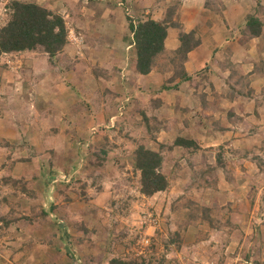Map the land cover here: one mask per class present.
<instances>
[{"label":"rangeland","instance_id":"374dc122","mask_svg":"<svg viewBox=\"0 0 264 264\" xmlns=\"http://www.w3.org/2000/svg\"><path fill=\"white\" fill-rule=\"evenodd\" d=\"M13 1L0 0V30ZM18 1L63 16L68 41L54 58L0 52V264H264V0H219L192 75L172 41L142 85L124 70L130 22L154 0ZM111 18L123 40L106 37ZM142 146L163 156L168 186L153 195Z\"/></svg>","mask_w":264,"mask_h":264},{"label":"trees","instance_id":"16d2710c","mask_svg":"<svg viewBox=\"0 0 264 264\" xmlns=\"http://www.w3.org/2000/svg\"><path fill=\"white\" fill-rule=\"evenodd\" d=\"M178 4V3H177ZM170 14L162 15L160 20L151 17L139 20L137 24L130 22L133 33L128 40L134 43L136 50V69L140 74H149L155 65L156 57L166 49L168 26H179L177 22H169ZM130 18V17H129ZM247 24L250 30L259 35L260 31L254 29V25L261 23L259 20L248 16ZM180 50L185 54L186 62L188 53L200 45V39L194 37V32L180 31ZM68 28L65 19L58 13L40 4L33 2L13 1L11 6V18L0 30V52H14L34 50L43 47L54 58L67 44ZM185 74V73H184ZM185 78L189 76L185 74ZM186 79V80H187ZM164 86L163 88H167ZM192 140L178 137L175 145L192 146ZM163 156L160 152L146 149L143 146L137 150L136 166L142 174V191L147 195L163 191L168 186V180L161 171ZM113 263L130 264L129 262L113 259Z\"/></svg>","mask_w":264,"mask_h":264},{"label":"crops","instance_id":"0c3cea01","mask_svg":"<svg viewBox=\"0 0 264 264\" xmlns=\"http://www.w3.org/2000/svg\"><path fill=\"white\" fill-rule=\"evenodd\" d=\"M155 1V6H156V10L152 7H150L147 12L149 13L150 10H153V13H152V18L153 19H156V20H160L163 12H164V7H165V2L167 1H170V0H154ZM178 2V9H177V17H178V20L176 21L177 23H183L185 24L186 22V17L182 14V12H186V11H191V9L193 10L194 12V18H193V27H186L184 29L185 32H188V33H191V32H194V36L197 37V39H201L203 40L204 37L206 36L205 33H197V30L198 29V25L200 24V20H204V18H208V15H211L213 14V16L217 17L218 15L221 16L219 14V12L215 9V7L221 5V2H219V0H202V4L200 6H197L196 7H192L190 8V6H188L187 4H189L191 2V0H177ZM194 1V0H193ZM217 3V4H215ZM163 5V6H162ZM187 6V7H186ZM187 8V9H186ZM215 9V10H214ZM220 9L222 10L223 12V16L225 15V13H229L231 11V6L227 5H223V6H220ZM226 10V11H225ZM146 11V10H145ZM225 11V12H224ZM154 14V15H153ZM155 14H157L158 17L155 16ZM222 17V16H221ZM177 19V18H176ZM206 23H208L209 25L212 24L211 20L210 19H206ZM214 20V19H213ZM170 22V21H169ZM107 24H109L111 26V29L114 30V32L116 31L117 29V32L115 33V35H112L110 34L111 36H107V38H110L111 41L115 42V40H117L116 42H118V39H116L117 37L119 38H122V40L124 39V32L125 30L123 31V33L121 35H119V30H118V22L117 21H114L112 20V18L105 22ZM222 23V19L220 21L216 20V25L218 26H223V24H220ZM226 24V23H225ZM228 26H229V23H228ZM183 28V27H182ZM191 28V29H190ZM230 28V27H229ZM120 29V27H119ZM195 30V31H193ZM180 31L181 29H178V26H172V25H169L168 26V36L166 38V48L169 47L168 46V43L169 42H172L174 41L173 43L175 44L176 47H178L180 45V39H179V35H180ZM113 32V33H114ZM126 34V33H125ZM128 35V34H127ZM201 36V37H200ZM132 38H133V33H132ZM202 42H205V40H203ZM114 44V43H113ZM214 44H211V46L213 47ZM210 46V45H209ZM216 46V45H215ZM128 48L131 49L130 50V53H131V58L129 59L130 60V65L124 67V70H126L127 72H125L127 75H132V77L134 79L137 80L138 83H140V85L143 84L144 81H146V79H148L149 77H153L151 76L153 74V72L149 73V74H140L137 69H136V62H137V57H136V50H135V45L134 43L132 44H128ZM169 49V48H168ZM213 51V50H212ZM114 52L117 54L118 53V49L116 48V50H114ZM215 53V51H214ZM213 53V54H214ZM192 62V55L190 54V57H189V60L186 62V67H187V70L189 71V74L192 75V72H191V68L189 66V63ZM134 65V67H132ZM155 73V72H154ZM156 74H160V76H163L161 73H157ZM129 80V79H128ZM130 81V80H129ZM132 83V81L130 82V84ZM154 85V84H153Z\"/></svg>","mask_w":264,"mask_h":264}]
</instances>
